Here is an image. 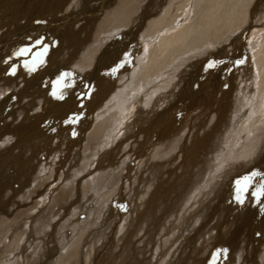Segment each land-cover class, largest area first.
Returning <instances> with one entry per match:
<instances>
[{"label": "rangeland", "instance_id": "1", "mask_svg": "<svg viewBox=\"0 0 264 264\" xmlns=\"http://www.w3.org/2000/svg\"><path fill=\"white\" fill-rule=\"evenodd\" d=\"M0 1V264H264V0Z\"/></svg>", "mask_w": 264, "mask_h": 264}, {"label": "snow or ice", "instance_id": "2", "mask_svg": "<svg viewBox=\"0 0 264 264\" xmlns=\"http://www.w3.org/2000/svg\"><path fill=\"white\" fill-rule=\"evenodd\" d=\"M37 44H40L41 41L40 40H37L36 41ZM29 51H31L30 48H21L19 49L18 52H16L15 54L18 55V56H21V55H26ZM47 51V48L44 49V51L42 52H39L35 55L34 59L32 60L31 63L29 62H25V67H27L30 71H33L35 70V65L37 63V61L39 62H43L42 61V57L44 56L45 52ZM244 61L243 60H240V61H237V63H243ZM215 65L213 63H209L207 65V67L211 68V67H214ZM15 72V69H13V73ZM70 75V73H65V74H62L60 76V78L56 81V85H57V90H59V86L62 84L63 80L65 79L66 76ZM53 95H56V93H53ZM58 98H63L62 96H59ZM259 175V173H255L253 172L251 175H246L244 176L242 179H238L235 181V185H236V190H237V197L236 199L238 201H240L241 203L243 202L242 201V198H241V194L246 191L249 187V185L251 184L252 182V179L254 176H257ZM253 195L259 199V197L261 195H264V182H262L257 188L256 190L253 192Z\"/></svg>", "mask_w": 264, "mask_h": 264}, {"label": "bare ground", "instance_id": "3", "mask_svg": "<svg viewBox=\"0 0 264 264\" xmlns=\"http://www.w3.org/2000/svg\"><path fill=\"white\" fill-rule=\"evenodd\" d=\"M5 1H7V0H5ZM5 1H4V2H5ZM84 1H85V0H84ZM0 2H2V1H0ZM8 2H9V1H7V3H5V4L7 5ZM9 3H11V2H9ZM103 3H104V2H103ZM2 4H3V2L1 3V6H2ZM11 4H12V3H11ZM3 5H4V4H3ZM141 5H142V4H141ZM20 9H21V8H20ZM128 9L130 10V9H132V8L129 7ZM126 11L128 12L127 9H126ZM130 11H131V10H130ZM17 12H18V11H17ZM124 12H125V11H124ZM131 12H132V11H131ZM111 14H112V13H111ZM10 15H11V14H10ZM122 15H123V13H122ZM122 15H121V16H122ZM121 16H120V18H121ZM20 17H21V16H20ZM123 17H124V16H123ZM120 18H119V19H120ZM116 19L118 20V18H116ZM116 19H115V20H116ZM121 19H122V18H121ZM240 19H241V18H240ZM15 20H16V19H15ZM119 21H120V20H119ZM95 22H96V20H95ZM121 22H122V20H121ZM232 22H233V21H232ZM12 24H13V23H12ZM99 24H100V23H99ZM8 25H9V24H8ZM7 28H8V27H7ZM9 28H10V26H9ZM233 30H234V29H233ZM257 87H258V86H257ZM96 100H97V99H96ZM124 119H125V117H124ZM146 122H147V121H146ZM123 124H124V122H123ZM140 130H141V129H140ZM187 157H188V156H187ZM180 171H181V170H180ZM184 178H185V177H184ZM165 179H166V178H165ZM174 185H175V184H174ZM163 190H164V189H163ZM163 197H164V196H163ZM151 207H152V206H151Z\"/></svg>", "mask_w": 264, "mask_h": 264}]
</instances>
